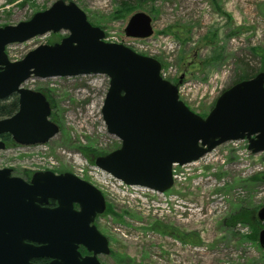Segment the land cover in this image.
Listing matches in <instances>:
<instances>
[{
    "label": "rangeland",
    "instance_id": "rangeland-1",
    "mask_svg": "<svg viewBox=\"0 0 264 264\" xmlns=\"http://www.w3.org/2000/svg\"><path fill=\"white\" fill-rule=\"evenodd\" d=\"M55 1L0 0V26L26 21ZM64 1L82 9L89 22L105 32V39L147 44L145 53L159 60L175 83L179 80L181 100L199 115H207L230 85L264 72L258 71L264 54V0ZM136 12L151 17L150 38L125 35L124 28ZM68 34V30L47 32L10 44L6 52L11 59H20L35 46L59 42ZM23 85L40 89L54 103L60 130L47 142L51 150L80 152L91 160L93 151L119 146L101 115L109 85L106 75L32 77ZM83 146L90 148L88 155L80 150ZM57 158L54 172L75 171L66 158ZM263 162L264 154L252 153L245 139L226 142L198 161L176 166L177 177L168 193L175 194L179 203L172 197L154 208L144 203L130 206L127 199L105 194L106 210L94 224L108 238L110 253L99 255V260L103 264H264V249L253 236L264 228L256 216L264 206V179L254 178L264 173ZM23 171L28 169L12 166L13 175L22 177ZM248 214L254 215L253 222L246 221Z\"/></svg>",
    "mask_w": 264,
    "mask_h": 264
},
{
    "label": "water",
    "instance_id": "water-1",
    "mask_svg": "<svg viewBox=\"0 0 264 264\" xmlns=\"http://www.w3.org/2000/svg\"><path fill=\"white\" fill-rule=\"evenodd\" d=\"M61 30L69 34L59 42L40 44L17 61L7 57L6 45ZM124 33L150 36L151 17L134 13ZM104 35L82 9L64 0L26 21L0 26V100L13 94L18 99L17 111L0 119V135L34 145L59 131L50 120L47 97L20 87L31 76L103 74L109 85L102 118L120 145L96 156L94 163L126 184L168 190L173 164L196 161L231 140L245 139L253 153L264 151V72L224 89L203 117L179 99L176 84L161 77L157 59L106 42ZM4 146L0 140V149ZM50 201L55 205L49 206ZM105 209L101 191L71 172L35 171L25 180L11 168H0V264H33V258L50 259L41 264H103L98 255L109 254L110 247L94 219ZM256 216L264 222V206ZM257 237L264 249V228ZM80 246L88 254L82 255Z\"/></svg>",
    "mask_w": 264,
    "mask_h": 264
},
{
    "label": "built area",
    "instance_id": "built-area-1",
    "mask_svg": "<svg viewBox=\"0 0 264 264\" xmlns=\"http://www.w3.org/2000/svg\"><path fill=\"white\" fill-rule=\"evenodd\" d=\"M133 39V38H132ZM107 41L120 42L118 39H105ZM126 45L134 48L135 50L145 53L148 48L147 44L125 43ZM156 53V51H153ZM163 78H170L169 71L161 70ZM24 86V85H22ZM57 154V151L60 150ZM57 156H62L67 159L71 167L75 169L74 173L81 178H88L94 184H96L107 196L115 195L121 197L124 201H127L130 206H136L138 204H148L151 207H157L158 204H167V201H171L172 197H175V201L179 203L175 194L159 193L144 187L127 185L121 180L116 179L111 174L101 170L97 166L89 163L80 152H70L69 150L58 148L56 151L51 150L46 144H39L34 146L23 145H10L0 150V161L7 160L8 163H1L0 167H12L20 165L30 171L54 169L58 165ZM11 164V166L9 165ZM38 164L37 166H35ZM264 164V162H263ZM176 169H173V178L177 177ZM159 200L161 202H159ZM139 202V203H134ZM184 213V212H183Z\"/></svg>",
    "mask_w": 264,
    "mask_h": 264
},
{
    "label": "trees",
    "instance_id": "trees-1",
    "mask_svg": "<svg viewBox=\"0 0 264 264\" xmlns=\"http://www.w3.org/2000/svg\"><path fill=\"white\" fill-rule=\"evenodd\" d=\"M124 4V7L126 8V9H129L131 6H130V4L128 3V2H125V3H123ZM51 43V42H50ZM260 57H261V68H260V70H258V71H264V54H260ZM249 77V76H248ZM40 90V89H39ZM45 94V93H44ZM46 96H47V98L48 99H50V97L47 95V94H45ZM213 106V105H212ZM54 107V103H51V109ZM17 109H18V99H17V95L16 94H13V95H11V96H9L8 98H6V99H3V100H0V119L1 118H5V117H8V116H11V115H13L16 111H17ZM51 119L53 120V121H55V122H57V120L54 118V113H53V111L51 112ZM58 123V122H57ZM0 139L1 140H3L4 142H5V144L6 145H9V144H12V139H11V137H10V135L9 134H1L0 135ZM90 148L89 147H87V146H83V147H81L80 148V150L82 151V152H84L86 155H88L89 154V152H88V150H89ZM107 151H105V150H101V151H93L92 152V154H95V157H96V155L98 156V155H101V154H105ZM94 157V158H95ZM92 159L93 158H91V161H92ZM259 176H262L261 178L259 177ZM23 178H25V179H29V177H30V173L28 172V171H23V176H22ZM255 179H257V180H259V179H264V173H261L260 175H257L256 177H254ZM49 205H51V206H53V205H55V202L54 201H50V203H49ZM247 214V213H246ZM234 219H236V217H234ZM245 219H246V221H251V222H253V220H255V218H254V215H246V217H245ZM236 220H238V219H236ZM170 234H172L173 235V232L171 231V232H169ZM255 238H256V236H257V231L255 232V234L253 235ZM80 251L81 252H86L85 251V249L84 248H80Z\"/></svg>",
    "mask_w": 264,
    "mask_h": 264
},
{
    "label": "flooded vegetation",
    "instance_id": "flooded-vegetation-1",
    "mask_svg": "<svg viewBox=\"0 0 264 264\" xmlns=\"http://www.w3.org/2000/svg\"><path fill=\"white\" fill-rule=\"evenodd\" d=\"M49 206H51V205H49ZM85 254H86V252L83 253V255H85ZM49 261H50V259H48V258H33V259L30 260V262L33 263V264H36V263L41 264V263H45V262H49Z\"/></svg>",
    "mask_w": 264,
    "mask_h": 264
}]
</instances>
